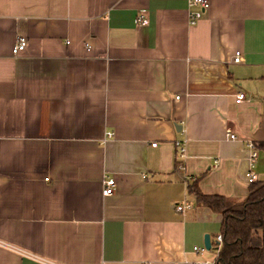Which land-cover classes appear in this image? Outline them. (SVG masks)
<instances>
[{"label":"crops","instance_id":"crops-1","mask_svg":"<svg viewBox=\"0 0 264 264\" xmlns=\"http://www.w3.org/2000/svg\"><path fill=\"white\" fill-rule=\"evenodd\" d=\"M188 1L0 0V264L215 262L222 216L188 186L264 182V0H209L196 25Z\"/></svg>","mask_w":264,"mask_h":264},{"label":"trees","instance_id":"trees-1","mask_svg":"<svg viewBox=\"0 0 264 264\" xmlns=\"http://www.w3.org/2000/svg\"><path fill=\"white\" fill-rule=\"evenodd\" d=\"M188 192L198 205L222 216V242L214 248L213 264H264V182L252 185L248 197L240 201L204 195L196 183Z\"/></svg>","mask_w":264,"mask_h":264},{"label":"built area","instance_id":"built-area-1","mask_svg":"<svg viewBox=\"0 0 264 264\" xmlns=\"http://www.w3.org/2000/svg\"><path fill=\"white\" fill-rule=\"evenodd\" d=\"M188 5L189 7H194L195 9L190 10L188 12V24L189 25H196L198 23V21L201 19L203 12L208 9L209 7V0H189L188 1ZM142 24H146L145 20L141 21ZM26 46V40L24 38H18L17 42L15 43L13 49H12V53L13 55H17L18 53H20L21 51H23L25 49ZM240 61V52H236L234 55V59L233 62L234 63H238ZM236 98V103H240L244 98H245V94L243 92H238L235 96ZM227 136H229L230 139H234L236 138L235 135L233 134H227ZM112 137V133L111 132H106L105 133V138L103 141H106L107 139ZM156 143H153L152 146L155 147ZM248 152H249V169L247 172V182L248 183H255L256 182V175L253 172V165L255 162V159L257 157V152H256V148L254 143L252 142H248L246 145ZM176 155H177V159H178V167L179 169L183 168L182 162L183 159H185L186 156V148L184 143H180L177 142L176 143ZM115 185V181L112 178H106L103 181V189H102V195L103 196H111L114 191ZM178 212L182 213L183 216L187 219V220H193L194 216L191 214V211L193 210V205L190 202H185L181 205L176 206L175 208ZM213 237H214V244L216 249L221 245L222 242V232L220 229H217L215 231H213ZM199 249L197 247L194 248V251H198ZM24 256L30 257L35 259V257L28 255V254H24L21 253Z\"/></svg>","mask_w":264,"mask_h":264},{"label":"water","instance_id":"water-1","mask_svg":"<svg viewBox=\"0 0 264 264\" xmlns=\"http://www.w3.org/2000/svg\"><path fill=\"white\" fill-rule=\"evenodd\" d=\"M204 248L206 249V250H209L210 249V241H209V236L208 235H206L205 237H204Z\"/></svg>","mask_w":264,"mask_h":264}]
</instances>
